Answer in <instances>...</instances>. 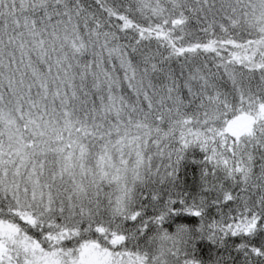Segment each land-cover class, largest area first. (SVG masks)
Instances as JSON below:
<instances>
[{
    "label": "snow or ice",
    "instance_id": "1",
    "mask_svg": "<svg viewBox=\"0 0 264 264\" xmlns=\"http://www.w3.org/2000/svg\"><path fill=\"white\" fill-rule=\"evenodd\" d=\"M0 264H264V0H0Z\"/></svg>",
    "mask_w": 264,
    "mask_h": 264
}]
</instances>
